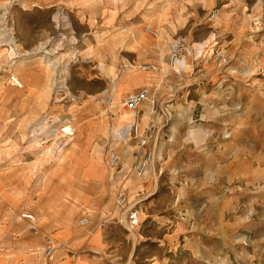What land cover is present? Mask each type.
Masks as SVG:
<instances>
[{"label":"rangeland","instance_id":"rangeland-1","mask_svg":"<svg viewBox=\"0 0 264 264\" xmlns=\"http://www.w3.org/2000/svg\"><path fill=\"white\" fill-rule=\"evenodd\" d=\"M85 231L133 243L128 264H264V0H0V264H50L45 234L58 251ZM94 256L110 264L109 246Z\"/></svg>","mask_w":264,"mask_h":264},{"label":"built area","instance_id":"built-area-1","mask_svg":"<svg viewBox=\"0 0 264 264\" xmlns=\"http://www.w3.org/2000/svg\"><path fill=\"white\" fill-rule=\"evenodd\" d=\"M216 16H217L216 11L211 12V15H210L211 20H214ZM149 32L153 33V31L151 30H149ZM186 46L187 45L185 41L182 39H177L174 42L171 48V51L169 53V59H170L171 64L175 65V63L178 60H180V58L183 55V52L186 50ZM149 68H150V65H144L143 67L144 70L149 69ZM176 73H177L179 80H181V73L179 71H177ZM10 80H11L10 83L12 86L16 88L23 87L20 80L16 78L15 76L11 77ZM149 96H150L149 90L147 88H143L137 93H132L128 95L124 101V106L130 110L135 111L140 107V105L143 102L149 99ZM149 131L152 134V136L151 138L147 136L143 140L141 139L140 145L142 147H145L144 154L138 160V163L136 164L133 170L135 175L138 177L145 176L150 165H152L155 160L156 144L154 141H156L157 139L154 136L158 132L157 127L155 125H151V128H149ZM73 132L74 131L71 128V126L66 124L64 127L61 128V131L59 133L60 139H62L65 142L68 141L69 139L72 138ZM64 143H62L63 145L62 144L59 145V149L65 148L66 145H64ZM109 154H110V159H109L110 166L115 168L120 163L121 158L114 149H112ZM124 179H126V176H124ZM116 205L124 213V220L126 222L128 230L130 231L134 230L141 225V215H140L141 211L139 207L137 206L138 203L137 201L132 200L130 198L128 189L124 187L123 185L120 186L118 195L116 197ZM20 217L22 220L27 221L29 223V230L31 233L37 234L39 232L37 218L33 213L29 211H25L21 214ZM90 223H91V218L88 215H83L78 221V226L85 227V226H88ZM44 236H45V241H46V245H45L44 252H43L44 258L46 260H51L56 254L57 247L55 245L54 239L51 236L47 234H45Z\"/></svg>","mask_w":264,"mask_h":264},{"label":"crops","instance_id":"crops-1","mask_svg":"<svg viewBox=\"0 0 264 264\" xmlns=\"http://www.w3.org/2000/svg\"><path fill=\"white\" fill-rule=\"evenodd\" d=\"M27 243L34 247L37 242L29 240ZM107 246L110 248V264H128L131 261L134 245L133 243L131 245L129 240L122 245L107 243L98 233L85 231L73 237L68 243L61 244L60 250L56 251L50 264H101L94 255ZM32 263L36 264L35 261Z\"/></svg>","mask_w":264,"mask_h":264},{"label":"bare ground","instance_id":"bare-ground-1","mask_svg":"<svg viewBox=\"0 0 264 264\" xmlns=\"http://www.w3.org/2000/svg\"><path fill=\"white\" fill-rule=\"evenodd\" d=\"M153 33H154V32H153ZM195 46L198 47V46H200V45H197V44H196ZM202 47H203V45H202ZM202 47H199V48H202ZM179 61H180V60H178L176 63H179ZM126 117H127L128 119H130L128 116H126ZM127 129H128V128H127ZM120 133H121V131H116L115 134H116V138H117V139L121 138ZM61 160H62V159H61Z\"/></svg>","mask_w":264,"mask_h":264}]
</instances>
